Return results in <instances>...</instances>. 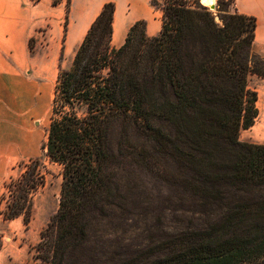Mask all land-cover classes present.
I'll return each instance as SVG.
<instances>
[{
  "label": "trees",
  "instance_id": "1",
  "mask_svg": "<svg viewBox=\"0 0 264 264\" xmlns=\"http://www.w3.org/2000/svg\"><path fill=\"white\" fill-rule=\"evenodd\" d=\"M151 4L163 13L158 36L138 21L116 48L109 2L58 73L43 150L63 181L36 258L264 264V144L240 139L259 114L249 87L251 75L264 78L257 19L235 0L215 10L200 0ZM21 167L4 184L0 220L29 225L45 165L34 157ZM141 174L157 183L155 196L142 194Z\"/></svg>",
  "mask_w": 264,
  "mask_h": 264
},
{
  "label": "crops",
  "instance_id": "2",
  "mask_svg": "<svg viewBox=\"0 0 264 264\" xmlns=\"http://www.w3.org/2000/svg\"><path fill=\"white\" fill-rule=\"evenodd\" d=\"M0 0V153L12 148V138L23 133V122L29 121L30 105L34 100L31 88L41 89L47 83L56 85L55 69L62 56H75L92 24L105 4L114 2L113 45L120 48L131 27L146 22L149 37L158 36L162 29L161 15L151 0ZM235 10L257 19L254 50L264 58V0H235ZM163 15V13H162ZM53 40L47 55H31L30 42L35 34ZM74 59V57H73ZM45 65L49 69L45 76ZM41 73L39 79L35 75ZM15 98L19 108L15 118ZM54 96H49V105ZM23 107L25 113H23ZM53 108V104H52Z\"/></svg>",
  "mask_w": 264,
  "mask_h": 264
},
{
  "label": "rangeland",
  "instance_id": "3",
  "mask_svg": "<svg viewBox=\"0 0 264 264\" xmlns=\"http://www.w3.org/2000/svg\"><path fill=\"white\" fill-rule=\"evenodd\" d=\"M69 2L70 0H66ZM218 0L215 1V6ZM202 5H204L201 2ZM209 7L208 5H205ZM234 11V10H233ZM158 14L162 11L158 9ZM35 37L31 39V55L41 52L47 55L53 40L49 37ZM73 57L62 56V62L55 69L57 79L60 69H67L72 65ZM46 78L51 75L45 65ZM41 78L42 74L35 75ZM249 87L258 93L257 108L259 114L254 125L242 131L240 139L244 143L264 144V78L251 75ZM31 88L34 93V100L30 105L29 121L23 122V133L21 137L14 135L12 138V148L6 153H0V196L5 191L4 184L11 178H18L22 173L21 164L28 162L30 158L40 157L45 165L44 173L46 183L35 195L33 217L29 225H25L22 219L12 222L0 220V264H40L36 258L37 247L41 242V233L47 228L52 217L57 213L60 203V193L63 181L62 167L50 162L43 145L47 141V134L52 116V104L49 105V96H54V89L49 88L46 83L41 89ZM19 107L15 98V118ZM81 113L83 110L80 111ZM23 113L25 108L23 107ZM142 194H157V183L148 175L141 174Z\"/></svg>",
  "mask_w": 264,
  "mask_h": 264
},
{
  "label": "bare ground",
  "instance_id": "4",
  "mask_svg": "<svg viewBox=\"0 0 264 264\" xmlns=\"http://www.w3.org/2000/svg\"><path fill=\"white\" fill-rule=\"evenodd\" d=\"M204 5H208V6H211V5H214L215 3V0H200Z\"/></svg>",
  "mask_w": 264,
  "mask_h": 264
},
{
  "label": "water",
  "instance_id": "5",
  "mask_svg": "<svg viewBox=\"0 0 264 264\" xmlns=\"http://www.w3.org/2000/svg\"><path fill=\"white\" fill-rule=\"evenodd\" d=\"M215 1H216V0H215ZM209 8H210L211 10H215V9H216V6H215V4H214V5L209 6Z\"/></svg>",
  "mask_w": 264,
  "mask_h": 264
}]
</instances>
